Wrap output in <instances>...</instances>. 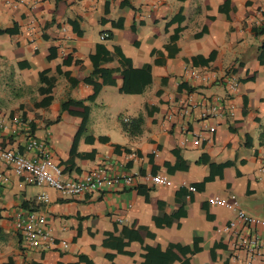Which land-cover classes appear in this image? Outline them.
<instances>
[{"label":"crops","instance_id":"0c3cea01","mask_svg":"<svg viewBox=\"0 0 264 264\" xmlns=\"http://www.w3.org/2000/svg\"><path fill=\"white\" fill-rule=\"evenodd\" d=\"M262 4L0 0V30H11L0 34V149L32 158L24 145L35 140L64 181L96 169L134 177L71 197L14 176L0 158V264H260L237 244L250 233L234 212L207 200L233 196L264 220ZM92 59L112 84L92 77ZM87 78L100 87L92 100ZM122 123L137 127L128 134ZM155 175L170 185H153ZM26 213L44 217L51 245L23 244L15 220ZM252 231L264 238L263 226Z\"/></svg>","mask_w":264,"mask_h":264},{"label":"built area","instance_id":"2783aa9c","mask_svg":"<svg viewBox=\"0 0 264 264\" xmlns=\"http://www.w3.org/2000/svg\"><path fill=\"white\" fill-rule=\"evenodd\" d=\"M256 12L258 14V22L264 24V4L259 6ZM105 37L106 35H102L100 39L103 40ZM193 76L195 77L197 75ZM201 79L204 80V75H201ZM224 81L229 94H235V81L230 78H226ZM210 109L214 111V107ZM24 151L27 153L32 152L34 156L29 158L23 153L0 149V158L10 168L14 176L26 175V180L31 184L50 188L62 195L74 197L82 194H90L100 192L118 184L129 186L134 181V177L131 175H108L103 169L87 172L75 181H64L60 167L51 161L48 152L40 143L35 140H30L24 145ZM148 180L153 185H170L168 179L160 175L150 176ZM188 191L194 192V188L188 187ZM35 201L46 203L47 198L45 195L40 194L35 197ZM207 203L211 206L234 212V221L241 224L242 228L248 230L250 233L246 238L238 236L237 244L249 257H256L260 259V264H264V238H260L255 231H252L255 227H264V220L246 214L238 209L237 202L233 196H229L228 198L213 196L208 198ZM234 221L228 223L225 231L233 228ZM15 228L26 247L41 249L52 244L51 236L42 215H35L34 213L17 215Z\"/></svg>","mask_w":264,"mask_h":264},{"label":"trees","instance_id":"16d2710c","mask_svg":"<svg viewBox=\"0 0 264 264\" xmlns=\"http://www.w3.org/2000/svg\"><path fill=\"white\" fill-rule=\"evenodd\" d=\"M2 33H11V30H0V34ZM176 39V36H172L170 41L171 42H174ZM98 50H102V53L104 54L105 52L103 51V48L101 46H97L96 47ZM119 58H120V62H122L124 66L123 70L121 71V75H125L127 73V70L129 69L130 67V64H129V61L124 59L122 56L119 55ZM208 59H211V56L208 58ZM103 60H107L106 58H103ZM257 60H258V63L264 67V44H262L261 46V49H260V52L258 54V57H257ZM92 66H93V70H92V77H98V78H101L102 82L103 83H108V84H112V82L110 80H106L105 77L107 75H109V71H105L103 69H99L97 67V60L95 59H92ZM139 78H140V84H139V90L141 91L144 86H146L149 82V66L148 65H143L141 68H140V72H139ZM46 79L43 78L41 75H39V81H45ZM69 80V79H68ZM85 83H88V84H92L93 85V95L92 97H90V100L93 99V97L95 96L96 92L99 90V86L96 85V84H93L91 83V80H89V78L87 79H84ZM71 83V81H70ZM50 86V84H48V87ZM41 92H45L46 90H40ZM48 102V99L44 100L43 104H46ZM62 108H64V106H62ZM82 119V122L79 126V129H78V132L81 131L84 127V121H85V117H86V110L84 109L83 113H81L79 115ZM138 122V121H137ZM137 127V125L133 124V123H122V129L128 133V134H132L133 133V130ZM77 135V134H76ZM70 155H74V150L73 148L71 149L70 151ZM2 233H1V229H0V237H1Z\"/></svg>","mask_w":264,"mask_h":264}]
</instances>
